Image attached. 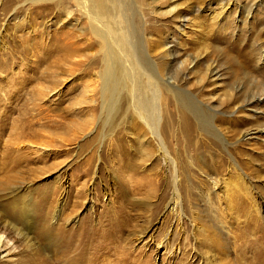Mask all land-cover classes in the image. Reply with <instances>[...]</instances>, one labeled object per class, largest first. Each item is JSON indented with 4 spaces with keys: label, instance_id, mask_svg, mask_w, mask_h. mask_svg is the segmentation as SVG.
<instances>
[{
    "label": "rangeland",
    "instance_id": "obj_1",
    "mask_svg": "<svg viewBox=\"0 0 264 264\" xmlns=\"http://www.w3.org/2000/svg\"><path fill=\"white\" fill-rule=\"evenodd\" d=\"M10 1L0 0V264H263L264 0H116L140 57L187 102L166 92L177 181L126 91L100 97L95 35L86 19L70 24L74 3L61 14ZM63 35L89 58L69 67L56 49L45 55L44 40ZM212 109L225 145L201 127ZM175 189L179 224L167 207ZM183 236L186 258L174 250ZM150 237L167 249L143 244Z\"/></svg>",
    "mask_w": 264,
    "mask_h": 264
},
{
    "label": "bare ground",
    "instance_id": "obj_2",
    "mask_svg": "<svg viewBox=\"0 0 264 264\" xmlns=\"http://www.w3.org/2000/svg\"><path fill=\"white\" fill-rule=\"evenodd\" d=\"M31 1L32 3L50 2V3H45L44 6H47L46 4H51L50 6L55 7V9L59 11L61 14H63L64 12L66 13L67 11V9L66 11H64L59 6L65 0H31ZM67 1H72L74 3L76 10L80 13V17L76 19L74 18L70 19L72 21V22L69 21L70 24L72 23L75 24L76 22L75 20L79 22V19H86L89 24L88 28L90 32L95 35L93 36V38H94V41H96L97 43V46H98V49L96 48L97 53L101 57L100 60L103 66V70L100 73H98V79H97L100 81L97 84L100 87L99 88L100 97L103 99L105 95H108L111 100L110 102H112V100L117 99L116 95H119L121 90L126 91L129 107L131 108L136 118L141 121L143 126L145 125V127L147 128V131L151 133V135L154 138L157 139L158 146L160 147L161 152L167 158L166 161H168L173 166L174 181H177L176 179L178 176L176 175V161L173 160L169 156L168 151L163 143L162 135H167V134L169 135L170 133L173 134V128L175 126L173 111L171 110L169 99L167 97L168 95L166 94V92L172 90L173 92L172 96L174 95L173 98L175 97L178 101H181L183 103L185 101L182 100L181 93L174 91L173 90L174 87L172 89L170 88L169 80L166 79L165 81L160 78L156 68L153 67V65H151V63L149 62V59H150L148 58L149 55H146L148 60L146 59L145 56H144L145 59H142L140 57L141 55H139V53L141 52L137 48L139 46H136L138 44L137 41L135 42V40L134 41L131 40V37L133 36L126 35L128 34L127 32H129L125 28L126 16H125L123 9L121 8V6H119L116 0H67ZM108 1L111 4H107L106 2ZM10 2H11L10 0H6L4 9H8V7L10 6ZM62 8H66V6ZM31 27L33 28L34 24L31 25ZM28 36L30 37L31 34H28ZM36 36H39V35H36ZM44 41H45V44H44L45 46H49L48 45L49 43H52L54 45L53 47L54 50L52 51H50L49 49H45L46 51L45 55L46 54L50 55L52 52H55V49H56V52H58L57 55L59 54L62 58L67 60L68 65H70L69 67H74L80 64L81 62L86 61L89 58L87 55L89 53H87L86 50H85V53H82L84 52L82 48L81 49L83 51H81V49L78 50L79 43L77 42L76 44L75 40L72 39V37H67L66 39H64V35L63 36H52V38H50L48 42L47 40H44ZM132 41L135 44L136 43L137 44L135 45ZM116 62H118L117 64H119V65L116 64L117 70H118L117 72H116V67L114 65V63ZM54 89L55 87H51V88H47L44 91L42 90L43 91L42 94L47 95L49 92H51ZM191 97H192V100L190 101V103L194 102V103L199 104V101H197L194 98V96H191ZM187 98H185L184 100H186ZM185 103L187 104V102ZM163 110L167 111L166 113L168 114V118L166 119V121L160 124V121L162 119L161 112ZM214 111L215 110L213 109L210 110L207 122H205L204 120L201 123L203 126H201V124L200 126L204 128L207 126L209 132H211L214 136H216L222 142V144L225 145L228 142L225 139L224 134L221 131H218L213 124V121H214L213 119L215 116ZM221 119L222 118H220L219 120ZM179 120L182 124L183 132L185 134H189L191 132V127H190L187 115L181 113L179 115ZM171 129L172 131L170 132ZM167 207H170V210H176V214H177L176 220L178 222L177 224H179L180 220L183 217V213H182L181 206H180L179 195L176 189L174 192V196L168 202ZM89 208H92V205H90ZM115 218H117V216L116 217L114 216L109 219L108 224L110 225L109 229H111V232L112 230L116 228ZM112 221L113 223L111 225ZM192 225L195 228V224H192ZM178 229L182 231L181 233L182 235L183 230H181V226H179ZM98 231H99V228L95 229V232H98ZM144 234L145 233L143 232V230L139 231V233H135L134 241L137 243L141 242L144 239V236H143ZM262 238L263 237H261V239ZM243 240L245 241V238H243ZM102 241L103 240L101 241L97 240L100 246L102 244ZM161 241L162 239H160L159 241H154L150 237L147 239V242L144 241L143 244L145 243L147 244V246L153 248L154 249L153 251L159 252L158 248L160 245L163 247V249H167V244H166L167 237L164 240V242L166 243L161 242ZM185 241H186V238L185 236H183L181 241L176 242L175 248H174V250L178 252L180 256L183 258L188 257L189 254L191 253L189 252V250H187ZM259 246H260V250L258 252H260L259 255L261 256L264 253V244L263 245L261 244ZM219 247H221V245ZM191 250H193V255L191 254V257H196L198 259L203 258V254L199 253V251L194 246H192ZM260 261L264 264V259Z\"/></svg>",
    "mask_w": 264,
    "mask_h": 264
}]
</instances>
